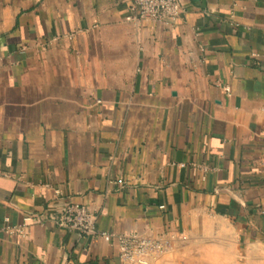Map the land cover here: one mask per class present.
I'll use <instances>...</instances> for the list:
<instances>
[{"label": "crops", "instance_id": "0c3cea01", "mask_svg": "<svg viewBox=\"0 0 264 264\" xmlns=\"http://www.w3.org/2000/svg\"><path fill=\"white\" fill-rule=\"evenodd\" d=\"M179 1L0 0V264H264V0Z\"/></svg>", "mask_w": 264, "mask_h": 264}, {"label": "built area", "instance_id": "2783aa9c", "mask_svg": "<svg viewBox=\"0 0 264 264\" xmlns=\"http://www.w3.org/2000/svg\"><path fill=\"white\" fill-rule=\"evenodd\" d=\"M136 9L141 18L153 19L158 22L175 20L182 11L179 0H136ZM57 195L61 194L56 189ZM67 226L82 238L96 234L98 215L84 205H72L67 211ZM107 240L113 239L112 234L103 233ZM120 241V255L125 261H130L138 256L165 249V242L152 239L137 233H126L118 237Z\"/></svg>", "mask_w": 264, "mask_h": 264}]
</instances>
